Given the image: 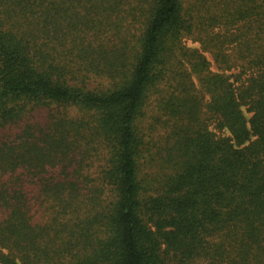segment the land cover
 I'll return each instance as SVG.
<instances>
[{"label": "trees", "instance_id": "obj_1", "mask_svg": "<svg viewBox=\"0 0 264 264\" xmlns=\"http://www.w3.org/2000/svg\"><path fill=\"white\" fill-rule=\"evenodd\" d=\"M0 264H264V0H0Z\"/></svg>", "mask_w": 264, "mask_h": 264}, {"label": "rangeland", "instance_id": "obj_2", "mask_svg": "<svg viewBox=\"0 0 264 264\" xmlns=\"http://www.w3.org/2000/svg\"><path fill=\"white\" fill-rule=\"evenodd\" d=\"M186 43L190 47L198 46L197 43H195V42L193 43V42H191V40H187ZM211 69L212 70H215V67H214V65H213L212 62H211ZM154 95H156V94H154ZM160 95H161V92L159 93V95L157 97H159ZM151 98L153 99V97H151ZM48 112H49L48 110H38V111H36V112L33 113V115L31 116V119H32L33 122H37V123H39L41 125H44L45 122H46V120H47V117H48ZM50 113L51 112H49V114ZM154 113H155V111H153V109H152V104H150L146 108L145 118L143 119V128L144 129L145 128H148L149 129L151 127L150 124L153 123V119H154L151 116H153ZM68 114L69 115L74 114L73 111H72V109H69L68 110ZM159 132H160V130L157 129V131L154 134V138L157 137V134H159ZM35 216L38 218L39 217V214H36Z\"/></svg>", "mask_w": 264, "mask_h": 264}]
</instances>
